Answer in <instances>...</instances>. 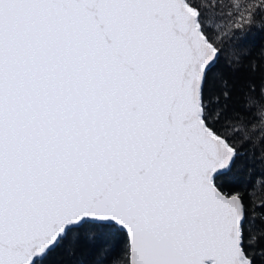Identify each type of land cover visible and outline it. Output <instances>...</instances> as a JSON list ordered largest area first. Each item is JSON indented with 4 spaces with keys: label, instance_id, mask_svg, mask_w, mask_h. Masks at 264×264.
Returning a JSON list of instances; mask_svg holds the SVG:
<instances>
[{
    "label": "snow or ice",
    "instance_id": "1",
    "mask_svg": "<svg viewBox=\"0 0 264 264\" xmlns=\"http://www.w3.org/2000/svg\"><path fill=\"white\" fill-rule=\"evenodd\" d=\"M212 9L0 0V264H264V0Z\"/></svg>",
    "mask_w": 264,
    "mask_h": 264
},
{
    "label": "trees",
    "instance_id": "2",
    "mask_svg": "<svg viewBox=\"0 0 264 264\" xmlns=\"http://www.w3.org/2000/svg\"><path fill=\"white\" fill-rule=\"evenodd\" d=\"M221 2L223 3L224 0H221ZM215 3H216V0H209V11H210V14H212L213 11H214V10L212 9V5H214ZM254 3H255L257 6H259V4H260V0H254ZM260 43H261L260 39L257 38V39L254 40V41H249V42H247V46H249V47H258ZM240 176H241V179H246V178H247V172H246V170H242Z\"/></svg>",
    "mask_w": 264,
    "mask_h": 264
}]
</instances>
